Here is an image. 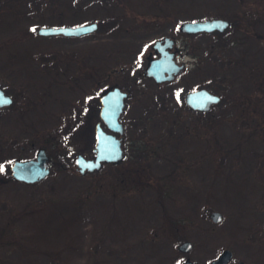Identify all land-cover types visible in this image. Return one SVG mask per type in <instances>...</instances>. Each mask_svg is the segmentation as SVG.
<instances>
[{
	"label": "rangeland",
	"instance_id": "rangeland-1",
	"mask_svg": "<svg viewBox=\"0 0 264 264\" xmlns=\"http://www.w3.org/2000/svg\"><path fill=\"white\" fill-rule=\"evenodd\" d=\"M244 13L222 34L180 28ZM91 22L80 36L39 33ZM168 33L207 39L209 56L158 83L145 57ZM0 86L13 98L0 107V264H210L227 247L228 264H264V0H0ZM114 86L128 92V157L82 174L76 157L93 156ZM200 86L222 97L209 112L184 101ZM42 147L50 173L14 178V160Z\"/></svg>",
	"mask_w": 264,
	"mask_h": 264
},
{
	"label": "water",
	"instance_id": "water-1",
	"mask_svg": "<svg viewBox=\"0 0 264 264\" xmlns=\"http://www.w3.org/2000/svg\"><path fill=\"white\" fill-rule=\"evenodd\" d=\"M229 22L223 18H211L207 20L198 21H186L181 24V29L186 32H198L200 30L214 31L219 29L223 31ZM98 24L91 22L88 24H82L77 26H50L42 27L39 29L41 34H64L80 36L91 31L96 30ZM166 66V62L163 59H157L152 61L151 65L147 69V74L155 78L156 82L160 83L164 80H172L180 67ZM166 71L169 73L166 74ZM128 96V92L123 90L120 86H114L101 96L102 109L101 117L107 126V129L102 125V122L96 125V155L87 158L83 154H78L76 157V163L79 171L85 173L86 171H95L103 167L104 162H119L124 158V151L122 148V134L124 133V125L121 121V113L125 107V99ZM211 98V99H209ZM221 96L214 91L201 87L195 90L188 91L186 93L185 101L188 106L208 111L214 104L221 101ZM0 99L3 103H0V107H4L12 104V96L6 92V90L0 86ZM120 135V136H119ZM12 174L14 178L19 181L27 183H33L46 177L50 173L49 156L45 148H40L35 158H29L24 160L15 159L12 164ZM212 218L216 221L221 220L222 214L218 211H214ZM192 243L184 242L181 247L183 250H189ZM232 251L225 249L217 259L213 260L215 264H226L232 258ZM244 264L243 262H241ZM183 264H200L195 261L186 260Z\"/></svg>",
	"mask_w": 264,
	"mask_h": 264
},
{
	"label": "flooded vegetation",
	"instance_id": "flooded-vegetation-1",
	"mask_svg": "<svg viewBox=\"0 0 264 264\" xmlns=\"http://www.w3.org/2000/svg\"><path fill=\"white\" fill-rule=\"evenodd\" d=\"M248 13V12H247ZM245 15L243 14H240L238 15V18L239 20L235 19V22H234V18H231L228 19V18H223L225 20H227L229 22V25L223 30H219V29H216L214 31H207V30H200L198 32H191L190 34L193 36V37H196L198 35L199 38H201L202 36H205V35H209L213 32H219L222 34V32H225L228 28L232 27L234 23H237V28L238 30L239 29H242V24L246 22V19H247V15L246 13H244ZM157 17H159V15L157 14L156 15ZM213 18V17H212ZM216 18V17H215ZM207 19H211V18H205V19H197V20H194V21H198V20H207ZM237 20V21H236ZM188 21V20H187ZM192 21V20H190ZM239 22V23H238ZM243 22V23H242ZM97 23V22H96ZM249 23V22H248ZM181 26V24H180ZM184 33H187L186 31H183ZM59 35V34H58ZM63 35V34H62ZM200 35V36H199ZM191 37V38H193ZM205 43L201 46V48H197V44H195L196 42H192L190 45H188L186 42L185 43H181L180 44V38L177 36V34L175 33H168V34H165V35H160V36H157L155 37L149 44V50H148V53L145 57V61H146V68H145V74L151 79L155 80L152 76H149L147 74V70L149 68V66L151 65L152 61L154 60H157V59H163L165 62H166V66L168 67V65H170L169 67H172V66H179L180 69H178V73H176V76L172 79V80H165L163 83L165 82H172L174 81L175 79H177L188 67H190L191 65H196L197 67H199L200 63L202 64L203 62L207 61V57L209 56V53H208V50L209 48L207 49V46L209 45V41H207V39L204 41ZM199 51V52H198ZM211 51V50H210ZM191 55L189 58H186V56H189ZM196 70V68H194ZM169 72L166 71V74H168ZM203 86H200L198 88H201ZM196 88V89H198ZM193 90V89H192ZM190 91V90H189ZM188 92V91H187ZM186 92V93H187ZM221 99V98H220ZM222 100V99H221ZM221 102V101H220ZM191 109H193L194 111H199V112H209L210 109L208 111H202V110H198V109H194L192 107H190ZM212 109V107H211ZM99 114H101V110L99 112ZM99 123V122H98ZM125 126V125H124ZM122 138H123V135H122ZM96 144V143H95ZM124 144V138L122 139V148H123V151H124V159H126L128 156V152L126 153V150L123 146ZM94 147V146H93ZM48 154V153H47ZM93 156L95 155V147L93 148V152H92ZM49 156V155H48ZM141 154H139V156H135L136 159H139L141 158ZM121 160V161H122ZM49 161H50V157H49ZM120 162V161H119ZM118 162V163H119ZM104 166V165H103ZM103 168V167H102ZM101 168V169H102ZM100 170V169H99ZM99 170H96V171H99ZM90 172V171H88ZM91 172H95V171H91ZM81 173V172H80ZM83 174V173H82ZM221 214V213H220ZM223 217V216H222ZM222 220V218H221ZM180 228V226H177ZM184 242H187V241H184ZM182 242L180 244V246L183 245ZM189 242L192 243V241L189 240ZM179 246V249L183 252H189L193 247V243H192V246L190 247L189 250H183L181 249V247ZM225 249H230L232 251V253L234 254L233 250L231 248H224L218 255H216V257L212 258L210 260V264H215L213 263V260L217 259L219 257V255L225 250ZM232 254V258L230 259L229 262H227L226 264L230 263L231 260L233 259V255ZM191 260V261H195V262H198L200 264H205V263H202V262H199V261H196V260H192L191 258L187 257L183 262L182 264L186 261V260ZM241 262L244 263V261H240L239 264H242ZM245 264V263H244Z\"/></svg>",
	"mask_w": 264,
	"mask_h": 264
},
{
	"label": "trees",
	"instance_id": "trees-1",
	"mask_svg": "<svg viewBox=\"0 0 264 264\" xmlns=\"http://www.w3.org/2000/svg\"><path fill=\"white\" fill-rule=\"evenodd\" d=\"M137 150H138V149H136L135 152H136ZM135 152H134V153H135ZM132 154H133V153H132ZM133 156H139V153H136V154H134ZM134 161H135V163H136V162H139L138 159H136V160H134ZM137 169H138V168L136 167V168H135V171H138V170H139V169H138V170H137ZM131 170L134 171V168H132ZM59 214H60V216H61L62 212H59V213H57L56 215H59ZM61 217H63V218L65 219L64 223L69 224V221H70V220L68 219V217H64V216H61Z\"/></svg>",
	"mask_w": 264,
	"mask_h": 264
},
{
	"label": "snow or ice",
	"instance_id": "snow-or-ice-1",
	"mask_svg": "<svg viewBox=\"0 0 264 264\" xmlns=\"http://www.w3.org/2000/svg\"><path fill=\"white\" fill-rule=\"evenodd\" d=\"M209 99H211V98H209ZM3 102H5V101H3L2 99H0V103H3ZM0 169H2V166H0Z\"/></svg>",
	"mask_w": 264,
	"mask_h": 264
}]
</instances>
